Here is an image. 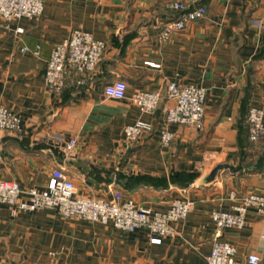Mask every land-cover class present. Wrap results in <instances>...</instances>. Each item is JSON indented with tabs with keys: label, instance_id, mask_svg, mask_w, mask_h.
<instances>
[{
	"label": "crops",
	"instance_id": "crops-1",
	"mask_svg": "<svg viewBox=\"0 0 264 264\" xmlns=\"http://www.w3.org/2000/svg\"><path fill=\"white\" fill-rule=\"evenodd\" d=\"M41 1L36 18L0 20V105L20 120L19 131L0 137V179L40 190L61 167L82 195L110 199L120 191L123 200L159 212L174 199L194 205L170 222L171 234L152 242L145 228L121 230L48 208L13 212L0 203V264H207L217 239L235 246L236 261L253 252L264 264L262 214L248 208L241 227L219 235L211 217L249 193L264 196V133L251 142L244 117L256 107L264 125V0H202L205 17L167 40L158 32L178 17L167 7L176 0ZM178 1L185 11L195 5ZM73 29L101 40L103 57L84 85L69 82L54 93L45 63ZM114 79L126 83L121 99L104 94ZM169 81L203 88L205 104L202 128L169 124L165 146L163 102L142 113L130 97L163 93ZM139 119L151 128L127 144L123 129ZM72 136L77 143L67 151Z\"/></svg>",
	"mask_w": 264,
	"mask_h": 264
},
{
	"label": "built area",
	"instance_id": "built-area-1",
	"mask_svg": "<svg viewBox=\"0 0 264 264\" xmlns=\"http://www.w3.org/2000/svg\"><path fill=\"white\" fill-rule=\"evenodd\" d=\"M195 4L179 18L165 21L159 28L160 40H167L176 31L183 30L189 22L199 20L207 14L202 0H192ZM167 7L183 10L182 1H170ZM43 9L41 0H0V20L10 21L17 18H36ZM17 28V31H21ZM105 49L101 40L81 29H73L68 36L58 42L50 51L45 63L44 80L47 88L60 93L67 83L82 86L90 78L99 65ZM24 51L28 50L23 48ZM37 53V51H34ZM126 83L122 79H114L104 87V94L109 98L125 97ZM142 113H153L162 101L165 123L160 129L159 137L167 146L173 138L168 129L169 124H183L201 129L204 118L205 90L189 84L180 85L169 81L164 92L156 89L137 91L130 97ZM263 112L256 107H249L246 113L248 139L258 140L264 133ZM151 125L144 120L124 127L123 135L127 144H132ZM20 129L19 118L7 108L0 105V137L5 132H16ZM77 143L75 136L65 143V149L71 151ZM0 203H6L15 211H32L48 208L64 217H80L89 221L109 223L113 227L133 231L145 228L150 233L152 242H159L160 237L172 233L171 221L186 217L194 202L190 198L174 199L164 212L153 211L136 204L131 198L123 200L120 191H114L110 199L82 195L70 177L69 171L61 167L51 169L49 179L43 189H22L15 180L0 179ZM255 208L264 216V196L249 193L240 198L232 211L214 210L211 217L215 223L216 235L225 227H241L248 208ZM236 248L232 244L215 240L209 254L207 264H260V257L253 252H246L242 262L234 259ZM68 264V263H61Z\"/></svg>",
	"mask_w": 264,
	"mask_h": 264
},
{
	"label": "trees",
	"instance_id": "trees-1",
	"mask_svg": "<svg viewBox=\"0 0 264 264\" xmlns=\"http://www.w3.org/2000/svg\"><path fill=\"white\" fill-rule=\"evenodd\" d=\"M179 15H178V17L177 18H179L184 12H185V10H179ZM177 18H175V19H177ZM247 111H248V107L246 108V111H245V120H246V113H247ZM246 125H247V131H248V124H247V122H246ZM248 136V135H247Z\"/></svg>",
	"mask_w": 264,
	"mask_h": 264
}]
</instances>
